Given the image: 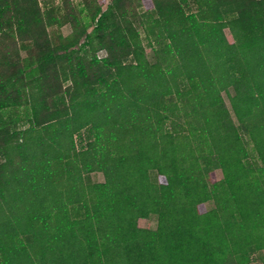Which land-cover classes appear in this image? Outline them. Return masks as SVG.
<instances>
[{"label": "trees", "instance_id": "16d2710c", "mask_svg": "<svg viewBox=\"0 0 264 264\" xmlns=\"http://www.w3.org/2000/svg\"><path fill=\"white\" fill-rule=\"evenodd\" d=\"M57 1L0 0V264H251L264 0Z\"/></svg>", "mask_w": 264, "mask_h": 264}, {"label": "rangeland", "instance_id": "374dc122", "mask_svg": "<svg viewBox=\"0 0 264 264\" xmlns=\"http://www.w3.org/2000/svg\"><path fill=\"white\" fill-rule=\"evenodd\" d=\"M40 1L44 7H45L46 3L50 4V5L58 4L57 0H40ZM75 2L79 4L78 0H75ZM193 9H194V11L196 10L195 7ZM64 32L66 34L70 33V28H67ZM140 34H141V41L143 44V48L145 50L147 60H148L150 65H153L154 63H156V56H155L156 42L154 41V39L152 41L147 39L148 33L146 32V30H140ZM225 35L227 36V38L230 42H233V38H232V35H231V32L229 29H225ZM97 56H98V58L102 59V58H105L106 53L104 51H101V52H98ZM230 93L233 94L232 89L230 90ZM223 98H224L226 106L230 108L229 96L226 93H223ZM92 140H93L92 133H91V131H89V129H85V130L81 131V133H79V134H77V136H75L76 149L78 151L86 150L87 144ZM252 155H253V153H252ZM152 178H153V180L156 179L155 173L152 174ZM223 178H224V174H223L222 170L218 169L215 171V175L212 179V182L221 181V180H223ZM86 179H89V181H91L94 184L104 183V181H105L102 173H92ZM213 206L214 205L212 202L207 204L208 209H212ZM157 221H158L157 216L152 215L147 219H140L138 221V225L141 228L155 230L157 228ZM262 255H264V251H263V253L256 254L253 257L251 264H263V260L261 259Z\"/></svg>", "mask_w": 264, "mask_h": 264}]
</instances>
